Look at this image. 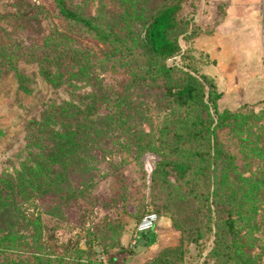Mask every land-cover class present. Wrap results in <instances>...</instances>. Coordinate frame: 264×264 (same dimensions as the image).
Returning <instances> with one entry per match:
<instances>
[{
	"label": "rangeland",
	"instance_id": "374dc122",
	"mask_svg": "<svg viewBox=\"0 0 264 264\" xmlns=\"http://www.w3.org/2000/svg\"><path fill=\"white\" fill-rule=\"evenodd\" d=\"M164 1L64 0L94 17L96 32L64 19L53 0H0V187L3 175L15 180L28 164L33 177L49 161L43 182L22 180L15 213L0 227V264H151L181 253L178 264H212L204 262L213 248L208 207L215 224L231 221L222 225L229 247L220 264H264V0H195L181 31L194 14L212 32L179 33L176 55L153 59L134 31ZM134 44L147 56L133 57ZM38 50L58 61L52 55L41 71ZM162 65L172 68L169 76ZM190 76L212 78L218 113H228L213 125V206L202 187L198 197L178 188L168 165H190L198 178L204 163L163 151L181 111L164 88ZM204 104L198 114L210 120ZM69 142L84 145L85 155L65 151ZM151 211L159 221L133 243ZM198 231L203 255L190 242Z\"/></svg>",
	"mask_w": 264,
	"mask_h": 264
},
{
	"label": "trees",
	"instance_id": "16d2710c",
	"mask_svg": "<svg viewBox=\"0 0 264 264\" xmlns=\"http://www.w3.org/2000/svg\"><path fill=\"white\" fill-rule=\"evenodd\" d=\"M53 1L58 9L59 14L64 19L77 21L91 31H100H98V28L95 25L97 22L94 17H83V15L77 10L69 8L64 0ZM165 1L156 3L151 6L148 13L149 16L145 22V26L143 29L135 26L134 32L142 35V37L138 39V43H140L142 47L146 49V52H148L153 59H171L172 57H174L181 47L178 43L179 33H182L183 37L185 38H192L200 34L206 35L212 32L208 24H198L197 17L194 14H192L190 19L192 22L190 28H184L181 31L183 25L185 24L183 15L188 9H196V7L194 6L195 0ZM219 8L221 9L223 8V6L219 5ZM97 26L102 28L99 23H97ZM102 34L103 33H101V35ZM111 34L114 35L113 32H111ZM127 48L129 50V45H127ZM131 51L132 56L136 57V59L138 60L143 59L147 56L144 55L143 52L140 51L139 47L135 44L131 46ZM31 54L32 56L34 55L33 52ZM52 55L54 54L48 53L45 50H38L36 52V54L34 55V57H36L35 61L38 63L41 71L47 70L48 66L46 68L45 66L47 64V60ZM54 58L55 61H58L59 57L55 54ZM161 69V73L165 77L169 76V73L172 71L171 67L165 65H162ZM18 78L22 83L23 78L21 76H18ZM211 79L212 78L205 76H200V78H197L196 76H190L189 80L184 84L173 85L164 88L165 98L169 99L171 103L181 111L179 114L180 116L178 120V129L172 136L170 145L163 149L164 154L166 155H184L190 157L191 159L198 160L200 164L204 163V165L198 169V178L192 176L193 170L191 168L192 166L190 165L179 163H169L168 165L174 175L175 183H177L178 188L184 191H188L192 196L198 197V187H202V189L206 191L205 195H203L202 200L206 203H210L209 206L214 205V198L210 200V196L213 192H211L209 188L213 186V182L212 180H209L208 176L209 174H211V167H215L218 161L211 160L214 158L216 149V138H214L215 136L213 125L215 120L228 115L227 112L223 116H220V114L218 113L217 102L221 95L216 91L213 80ZM23 90L25 91L24 88ZM204 101H206L207 104L206 108L208 109L209 107L212 111L213 118L210 120H205L198 114L200 107L205 105ZM76 146V144L70 143V146L66 148L65 151L72 150L73 153H80L82 156L85 155V153L87 152L85 146L81 145L78 149L75 150L74 147ZM138 147L141 153L144 148L142 146ZM137 150L138 148L135 147L134 151L136 152ZM43 158L45 160H49L48 157ZM208 161L209 164L206 165ZM32 162L36 167H40L43 165V163L41 164L36 160H32ZM48 163L49 161L45 162L42 170L39 171L36 175H33V177L30 176L33 168H31V166L28 164L22 167V172L16 174L17 176L15 177V180L12 175H3L0 187V209L2 210V212L0 213V227L5 223L6 219V223H8L10 216L15 213L14 209H16L17 203H19L16 202V199L19 198L20 192H22V194L24 193L26 189L25 183L29 186L35 183L36 185H38L40 182H43L42 178H47L48 173L46 165ZM223 169L225 170L226 166H224ZM29 177L32 178L31 183L30 180H27V178ZM59 177L60 176L58 174L53 175V179H57V183H60V180L58 179ZM152 180L154 181V179ZM13 188H16V193H14ZM210 210L211 209L208 207L206 214L208 217L205 220V232L213 236V248L205 254L206 248L202 242L203 236L199 231L196 235L191 236L190 242L197 245V247L199 248V253L201 255L205 254L204 262L220 264L222 263L225 249L229 247L223 234L222 225L227 224L228 226H230L231 221L228 219L224 221L223 224H215L214 220L211 217ZM148 213L155 212L151 211L147 212L146 214ZM155 214L157 215V213ZM157 218L158 222V215ZM172 224L174 226V220H172ZM149 233L150 232L141 235L136 242H139L142 239H146ZM118 257L121 259L123 258L121 255H119ZM182 260H184V254L181 253L173 258L162 256L156 259L151 264H178Z\"/></svg>",
	"mask_w": 264,
	"mask_h": 264
},
{
	"label": "built area",
	"instance_id": "2783aa9c",
	"mask_svg": "<svg viewBox=\"0 0 264 264\" xmlns=\"http://www.w3.org/2000/svg\"><path fill=\"white\" fill-rule=\"evenodd\" d=\"M157 220L158 218L155 213L145 214L136 226L135 241L133 243H135L141 235L151 232L155 228Z\"/></svg>",
	"mask_w": 264,
	"mask_h": 264
}]
</instances>
